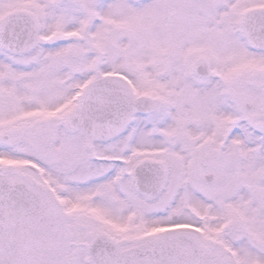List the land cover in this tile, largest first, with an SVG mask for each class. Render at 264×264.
<instances>
[{"label": "snow or ice", "instance_id": "1", "mask_svg": "<svg viewBox=\"0 0 264 264\" xmlns=\"http://www.w3.org/2000/svg\"><path fill=\"white\" fill-rule=\"evenodd\" d=\"M0 264H264V0H0Z\"/></svg>", "mask_w": 264, "mask_h": 264}]
</instances>
